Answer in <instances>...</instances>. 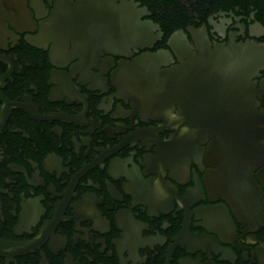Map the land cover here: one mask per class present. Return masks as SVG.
<instances>
[{
    "label": "flooded vegetation",
    "instance_id": "flooded-vegetation-1",
    "mask_svg": "<svg viewBox=\"0 0 264 264\" xmlns=\"http://www.w3.org/2000/svg\"><path fill=\"white\" fill-rule=\"evenodd\" d=\"M152 2L0 0V264H264V16Z\"/></svg>",
    "mask_w": 264,
    "mask_h": 264
},
{
    "label": "trees",
    "instance_id": "trees-1",
    "mask_svg": "<svg viewBox=\"0 0 264 264\" xmlns=\"http://www.w3.org/2000/svg\"><path fill=\"white\" fill-rule=\"evenodd\" d=\"M155 1V0H151ZM157 4L160 3L169 19L180 18L184 15L185 8L181 2H186L194 6V12H199L205 5L212 8H233L238 7L243 11H249L250 9L256 10L258 12V18L264 16V0H156ZM155 2H152L155 4ZM151 3V5H152ZM155 7V5H153Z\"/></svg>",
    "mask_w": 264,
    "mask_h": 264
},
{
    "label": "water",
    "instance_id": "water-1",
    "mask_svg": "<svg viewBox=\"0 0 264 264\" xmlns=\"http://www.w3.org/2000/svg\"><path fill=\"white\" fill-rule=\"evenodd\" d=\"M215 56L217 60H211V64L218 63L217 65L220 66H228L235 63L243 69L250 68L252 71H256L264 64V44H230L228 47L218 50Z\"/></svg>",
    "mask_w": 264,
    "mask_h": 264
}]
</instances>
